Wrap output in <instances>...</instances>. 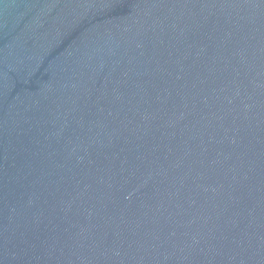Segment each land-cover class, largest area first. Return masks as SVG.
Returning a JSON list of instances; mask_svg holds the SVG:
<instances>
[{
    "label": "water",
    "instance_id": "obj_1",
    "mask_svg": "<svg viewBox=\"0 0 264 264\" xmlns=\"http://www.w3.org/2000/svg\"><path fill=\"white\" fill-rule=\"evenodd\" d=\"M0 264H264V0H0Z\"/></svg>",
    "mask_w": 264,
    "mask_h": 264
}]
</instances>
